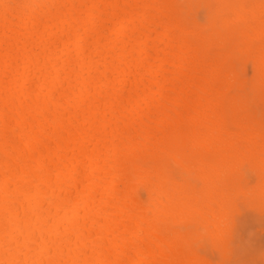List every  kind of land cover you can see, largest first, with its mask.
I'll use <instances>...</instances> for the list:
<instances>
[{
	"label": "bare ground",
	"instance_id": "6f19581e",
	"mask_svg": "<svg viewBox=\"0 0 264 264\" xmlns=\"http://www.w3.org/2000/svg\"><path fill=\"white\" fill-rule=\"evenodd\" d=\"M0 264H264V0H0Z\"/></svg>",
	"mask_w": 264,
	"mask_h": 264
},
{
	"label": "rangeland",
	"instance_id": "374dc122",
	"mask_svg": "<svg viewBox=\"0 0 264 264\" xmlns=\"http://www.w3.org/2000/svg\"><path fill=\"white\" fill-rule=\"evenodd\" d=\"M251 214H252V215H251ZM253 214H254V213H250V214H249V215H251V216H253V217H251V216H249V215H247V217L252 219V220H250L251 222H252L253 220H255L256 224H258V222H257V220H258L257 217H258V216L255 215V214L253 215ZM254 216L256 217V219H255ZM255 222H254V223H255ZM250 224H251V223H250ZM252 224H253V222H252ZM253 225H254V224H253ZM253 225H252V226H253ZM255 226H256V225H255Z\"/></svg>",
	"mask_w": 264,
	"mask_h": 264
}]
</instances>
